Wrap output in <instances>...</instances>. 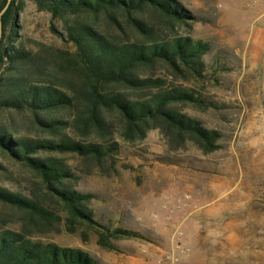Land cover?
Wrapping results in <instances>:
<instances>
[{
  "label": "trees",
  "instance_id": "1",
  "mask_svg": "<svg viewBox=\"0 0 264 264\" xmlns=\"http://www.w3.org/2000/svg\"><path fill=\"white\" fill-rule=\"evenodd\" d=\"M31 1L49 12L52 32L72 50L24 44L18 34L23 0H10L1 15L0 111L30 113L46 135H19L0 123V154L37 177L26 192L0 186L6 210L0 211V264H106L86 248L42 236L64 230L86 244L93 235L114 251L116 240L148 239L101 221L91 206L94 194L77 181L91 167L111 166L123 143L143 140L152 128L170 151L221 147V132L182 108L216 106L200 89L210 45L190 35L196 16L184 0ZM6 2L0 0V11ZM14 220L17 228L7 225Z\"/></svg>",
  "mask_w": 264,
  "mask_h": 264
},
{
  "label": "rangeland",
  "instance_id": "2",
  "mask_svg": "<svg viewBox=\"0 0 264 264\" xmlns=\"http://www.w3.org/2000/svg\"><path fill=\"white\" fill-rule=\"evenodd\" d=\"M184 3L196 16L190 35L210 45L200 89L216 106L182 108L218 129L221 147L202 153L188 144L170 151L160 131L152 128L143 140L123 143L111 166L106 162L81 175L77 187L94 194L91 206L101 221L138 230L147 240L119 239L120 250L114 251L98 246L93 235L85 244L64 230L43 239L81 246L106 264H264V0ZM18 24L27 46L37 47L40 41L72 50L71 43L52 32L49 12L31 0H23ZM53 24L62 32L61 22ZM0 123L19 135H46L26 111H0ZM0 163V186L26 192L37 180L22 163L1 154ZM230 188V215L239 223L227 225L225 216L217 218L216 213L204 218L202 213L200 221L199 207ZM217 202L207 208L222 206ZM1 210L6 211L0 205ZM15 220L7 225L17 228ZM177 227L180 233H175Z\"/></svg>",
  "mask_w": 264,
  "mask_h": 264
},
{
  "label": "crops",
  "instance_id": "3",
  "mask_svg": "<svg viewBox=\"0 0 264 264\" xmlns=\"http://www.w3.org/2000/svg\"><path fill=\"white\" fill-rule=\"evenodd\" d=\"M232 189L233 188H230V189L226 190L224 193L218 194L214 199H212L211 202L200 206L199 207V212H200L199 214L200 215L198 217V218H200V221H202V219H201V217L203 216L202 213H204L203 218L205 217V215H208L210 213H216L215 217H217V218L225 216V219H224L225 224L230 225V226L238 224L239 222H236L237 220L234 219L235 215L234 214L230 215V213H232L231 207H233V193L231 192ZM217 200H219V202H217V203H220L219 205H222V206L207 208L210 203L216 202ZM224 207H226V209L223 210Z\"/></svg>",
  "mask_w": 264,
  "mask_h": 264
},
{
  "label": "water",
  "instance_id": "4",
  "mask_svg": "<svg viewBox=\"0 0 264 264\" xmlns=\"http://www.w3.org/2000/svg\"><path fill=\"white\" fill-rule=\"evenodd\" d=\"M10 0H7L5 6L1 9L0 11V38H1V34H2V22H1V15L5 12L8 4H9Z\"/></svg>",
  "mask_w": 264,
  "mask_h": 264
},
{
  "label": "built area",
  "instance_id": "5",
  "mask_svg": "<svg viewBox=\"0 0 264 264\" xmlns=\"http://www.w3.org/2000/svg\"><path fill=\"white\" fill-rule=\"evenodd\" d=\"M175 233H180V232L178 231V227L176 228Z\"/></svg>",
  "mask_w": 264,
  "mask_h": 264
}]
</instances>
